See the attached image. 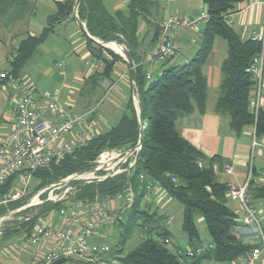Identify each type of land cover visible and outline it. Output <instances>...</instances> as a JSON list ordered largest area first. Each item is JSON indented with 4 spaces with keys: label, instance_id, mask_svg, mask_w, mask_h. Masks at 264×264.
Segmentation results:
<instances>
[{
    "label": "trees",
    "instance_id": "trees-1",
    "mask_svg": "<svg viewBox=\"0 0 264 264\" xmlns=\"http://www.w3.org/2000/svg\"><path fill=\"white\" fill-rule=\"evenodd\" d=\"M203 1L207 6L209 20L191 58L180 64L168 66H164L167 63L163 64L160 70L152 73L150 80H146L134 49L138 44V20L141 18L150 23L149 16L151 9L156 7L155 3L151 0H129L124 9L111 14L105 8L104 0L79 1L76 10L78 18L85 23L91 36L101 41H111L112 43H108L109 47L122 48L120 45L123 44L129 49L135 64L144 130L136 162L128 174L121 172L101 181L87 183L79 187L73 199L79 201L96 195L106 199L122 192L128 185L138 192V186L141 185L139 174L144 175L145 181L155 179L169 197L175 198L183 205L181 226L189 246L193 249L202 244L194 222V214L198 212L202 215L210 236L208 244L211 247L195 258L208 257L216 261H233L247 254L253 245L245 244L237 238L235 234L237 214L226 204L228 185L215 178L227 160L218 155L206 157L200 149L181 136L175 128V121L178 117L190 113L194 107L201 113L205 111L207 82L202 66L214 38L220 36L227 43V51L220 64L221 80L215 112L228 117L229 128L235 135H239L245 126H252L253 137L255 139L263 137L264 109H259L255 114L249 107L252 78L248 66L252 56L261 51L264 72V38L262 41L242 38L224 19V15L242 0ZM12 2L0 0V15L8 11ZM74 3L75 0L58 2L57 11L47 17L46 25L39 34H28L16 44L17 54L9 61L13 74L19 75V69L34 48L45 40L57 22L73 12ZM88 39L89 44L96 43ZM114 41L119 45L113 43ZM95 45L96 47L91 50L92 54L102 61L103 73L108 74L113 63L120 57L98 43ZM103 50L109 58L103 55ZM138 136L137 111L132 98L128 97L124 111L116 123L107 130L98 132L86 145L76 149L58 163L37 169L33 172V178L40 179L42 183L57 182L70 173L91 168L93 160L106 149L118 148L127 143L130 146L135 145ZM15 176L16 174L11 175L0 185V196L14 186ZM171 177H175L176 180L172 181ZM251 194L252 201L264 200V187H256ZM142 195L143 193L139 191L126 222L118 224L120 230L116 243L112 246L111 257L116 259L118 264H187L183 260L185 257H179L164 242L166 237L170 238V230L163 226V216L158 213L156 207L151 211L152 203L146 202L144 203L146 208H141ZM22 204V200L0 204V215ZM54 206L58 208L60 205ZM138 218H141V228L145 236L134 248L124 252V243ZM30 223L29 226L24 225L4 232L0 238L5 239L21 230L29 233L36 224V219Z\"/></svg>",
    "mask_w": 264,
    "mask_h": 264
},
{
    "label": "built area",
    "instance_id": "built-area-1",
    "mask_svg": "<svg viewBox=\"0 0 264 264\" xmlns=\"http://www.w3.org/2000/svg\"><path fill=\"white\" fill-rule=\"evenodd\" d=\"M224 19L229 24L232 23V19L227 14L224 15ZM208 20L207 11H200L190 18L165 14L160 21L154 44L139 64L162 68L163 64L173 58L177 52L175 43L177 34L195 30L199 23H207ZM249 38L262 41L264 27L254 30ZM17 48L15 45L7 56L8 62L16 56ZM93 62L102 65L100 59H93ZM56 66H63V62H57ZM248 71L252 78L249 107L256 114L259 109H264V72L261 51L252 56ZM152 73V71L145 72L146 80L152 78ZM0 80L7 87L17 91L19 95L15 103L5 111L9 129L0 139V185L11 175L16 174L14 186L0 196V204H5L27 197L31 192L30 181L34 171L58 163L76 149L86 145L98 131L90 117L95 107L66 115L59 102L58 94L45 91L38 96L31 83L11 71H1ZM40 100L43 101L42 104H39ZM55 116L60 117V120L56 121ZM255 144L253 137V146ZM139 150L140 146L135 145L106 149L94 160V163L99 164L96 166L98 170L88 173L94 174L93 179L99 181L121 172L128 174L136 162ZM222 170L230 174L233 167L225 163ZM144 178V175L139 174L141 185L138 186V192L128 185L122 192L106 199L96 195L93 198L75 201L73 199L75 191L68 193V189H65L58 196L57 191L64 183H51L32 194L28 200H24L22 205L31 203L32 207L42 203L39 199L42 193H47V199L52 203L64 200L56 210L58 215L56 223L52 221L53 216L48 212V215L46 214L49 217L48 220L43 224L36 223L25 235L22 244L24 248L46 247V250L38 255L32 264H52L61 257L65 258L69 264H77V261L80 264H118L117 260L111 257L112 246L116 243L112 235L115 225L123 223L121 214L130 210L139 191L143 193L144 203L152 201L156 207L163 199L160 196L164 197V194L168 196L157 180L145 181ZM85 180L91 179L87 177ZM171 180L175 181L176 178L171 177ZM258 186L264 187V168L257 169L251 159L248 162L243 183L228 186V197L237 200L241 207V215L236 218L235 234L241 242L253 245L247 254L236 260L235 264H254L256 261L264 264V233L260 224L259 210L251 200V192ZM70 201H74V204L67 205ZM116 203H118L117 207ZM162 216L164 222H170L168 216ZM95 235L102 236L105 240L90 241V238ZM109 237L112 239L109 240ZM164 242L170 243V238L166 237ZM210 247V244H201L194 249L192 247L176 248L175 253L179 257L195 258Z\"/></svg>",
    "mask_w": 264,
    "mask_h": 264
},
{
    "label": "crops",
    "instance_id": "crops-1",
    "mask_svg": "<svg viewBox=\"0 0 264 264\" xmlns=\"http://www.w3.org/2000/svg\"><path fill=\"white\" fill-rule=\"evenodd\" d=\"M60 1L63 0H34L42 23L31 22L25 25L21 31L17 32L20 36L19 41L16 43L19 44L28 34L38 35L46 25L47 17L57 11V3ZM128 1L104 0V6L112 14L116 10L124 9ZM151 1L155 3L156 7L151 9V15L149 16L150 23H147L141 18L138 20V44L136 49H134V53L139 57V63L154 44L158 32L157 27H159L160 21L165 14L190 18L200 11H207V6L203 0ZM75 15H77V12H74L73 9V12L69 16L64 17L54 25L53 30L45 38V40L53 43L51 44L53 51H55L53 53L57 57H60V59H51L48 64H45L49 59L43 61L40 58V56H43L48 51L47 47L43 45L44 40L34 48L33 52L19 69V72L24 67L23 72L29 76L25 78L35 87L38 96L42 95L45 91L58 94L59 102L63 106L66 115L83 112L95 107L90 117L95 123L97 131L103 132L108 128L105 129V123L103 124L99 116L103 114L108 119L117 118V121L124 111L125 102L128 97L132 98L137 111L136 93L131 79V70L121 53L106 47L117 54L120 59L113 63L108 74H104L103 63L99 65L93 62V59L97 58L93 56L91 50L96 47V43L89 44V39L75 22ZM227 15L232 19V28L242 38H249L254 30L264 27V0H242L236 3ZM80 21L85 27V23L82 20ZM205 26L206 23H199L195 30L177 34L175 41L177 52L167 62V66L180 64V62L184 63L191 58L187 56L189 54L188 50L191 51L192 46L195 45V52L200 43L201 33ZM217 38L222 37L216 36L214 38L211 50L202 66L203 74L207 82L205 111L201 113L194 107L190 113L178 117L175 121V128L181 136L200 149L206 157L209 158L218 155L226 159L227 163L233 167V171L229 175H232L234 179L229 178L224 183H227L228 186H237L242 184L245 179L250 159L257 169L264 168V136L259 139V149L253 152V147L251 149L250 144L253 136V127L245 126L239 135H235L229 128L228 117L215 112V102L219 94L221 80L220 64L225 58L227 51L226 41L225 45L224 43H218L221 48L216 49ZM99 41L103 42L101 40ZM3 43L5 42L0 38V64L5 51ZM99 45L104 47L101 44ZM121 46L129 51L125 45L121 44ZM178 46L184 49L183 54H178ZM102 53L105 57L109 58L105 50ZM36 54H38L37 57ZM63 57L65 58L63 66L57 67L56 63L59 60L61 61ZM141 67L143 73L146 71H152L153 73L158 71V68L148 64H141ZM31 75L38 78L41 75L40 84H42V81H45L47 84L50 81L52 88L46 89L43 88L44 86L38 88L32 81ZM3 85L5 84L0 80V139L9 129V125L5 119V111L15 103L19 96L17 91L7 90ZM210 91L214 95V100L211 99L209 102ZM42 102L40 100L39 104H42ZM55 120L59 121L60 117L55 116ZM219 173L222 174L225 172L221 169L216 174ZM162 196L160 197L164 198ZM149 202L153 204L152 201ZM73 204L74 202L72 201L69 205ZM115 206L117 207L118 203ZM43 218L45 219L42 224L49 217L44 215L39 219ZM52 221L56 223L58 221V215L55 214ZM113 232V235H116L115 227ZM117 232H119V229H117ZM27 233L25 230H21L5 239L0 238V264H32L35 258L46 250L45 246L24 248L22 244ZM171 235L170 232L171 250L173 249L175 251L176 248L181 247L174 244ZM104 240L105 238L102 236L96 235L90 238L92 242ZM183 260L187 264H235L236 262V260L216 261L208 257L195 258L189 261L184 258ZM77 264H80V262L77 261ZM254 264L263 263L256 261Z\"/></svg>",
    "mask_w": 264,
    "mask_h": 264
},
{
    "label": "rangeland",
    "instance_id": "rangeland-1",
    "mask_svg": "<svg viewBox=\"0 0 264 264\" xmlns=\"http://www.w3.org/2000/svg\"><path fill=\"white\" fill-rule=\"evenodd\" d=\"M9 1H13V2L9 6L8 11L5 12L4 14L0 15V38H1V40H3V42H5V43H3L4 49H5L4 55L2 57L3 60L0 64V70H2V71H10L11 70L10 64L7 62L6 57L9 56V54L12 52L14 46L17 44L16 42L19 41L20 35L17 32L21 31L25 25H27L31 22L32 23L33 22L42 23V21L40 19V14L37 12V6H35V4H34L35 3L34 0H9ZM103 42H105L107 45H108V43H112L111 41L110 42L109 41H103ZM218 43H224V45L226 44L224 39L217 38V42H216V46H215L217 50L221 48ZM51 44H53V43L49 40H45L43 42V45L47 47L48 51H46V53L43 54V56H40V58H42L43 61L49 59L45 64H48V62L51 59L52 60L60 59V57H57L53 53L55 51H53V47ZM192 47L193 48L191 49V51L188 50L189 54L187 56L191 57L192 53L194 52L195 45H193ZM178 50H179L178 51L179 55H180V53L181 54L184 53V49H182L179 46H178ZM37 55L38 54H36V57H37ZM61 61L65 62V58L63 57V59H61ZM58 62H60V60ZM164 66H167V65H164ZM160 68L161 67H159L157 70H159ZM23 69H24V67L21 69V71L18 74L20 76H22L24 79H26L25 77L28 75L25 74V72H23ZM30 77L32 78V81L35 83V85L38 88H42L43 86H44L43 88H46V89L52 88L50 81L48 82V84L45 83V81H42V84H40V78H42L41 75H40V78L33 77L32 75ZM26 80H28V79H26ZM3 86L6 87L7 90L9 89L10 91H12V89L7 87L6 85H3ZM211 99L214 100V95L210 91L209 102L211 101ZM100 114H102V113H100ZM99 117L103 121V124L105 123V125H104L105 129L109 128L113 124V122H115L117 119V118L116 119L115 118L108 119L103 114L100 115ZM259 139L260 138H257V139L254 138V140L256 141V144L253 146V136L251 138L250 144H251V149L253 146V152L254 151L256 152L260 147L259 146L260 145ZM118 148H120V147H118ZM121 150H123V149H121ZM94 160L92 162L91 168L83 169L80 171L70 173L66 177H70V176H74V175H82V174L88 173L92 168L99 165L98 163H94ZM219 171H221V169ZM215 178L220 182H226L229 178L232 180L234 179L232 175H229L226 173L216 174ZM97 181H99V180L91 179V180H84V181H82V180L69 181L68 183H64L62 185V187H60L58 189V191H57L58 196L65 189H68V193L71 191H75V193H76L79 190V187H81L87 183L97 182ZM49 183H42V181L40 179L32 178L30 181L31 192L27 195V197L21 199L22 203H24V200H28L32 194L37 192L42 187L48 185ZM39 199L42 201V203L35 205L33 208L24 210V211H22V213H19V214L15 213V214H12L9 216H5L4 218L0 219V237L4 235V232H10V231L14 230L15 228L21 227V226L23 227L24 225L25 226L31 225V223L29 224V222H31V221L33 222V220H35V219H36V223L38 222L39 224H42V222L44 221L45 218H43V219H39V218L46 215L48 212L53 217L55 214L57 215V211H56L57 208L54 206V204L61 205V204H63V201H64V200L60 201V202L57 201L56 203H52L49 199H47V193L40 194ZM144 200L145 199H142L141 208H146V205L144 204ZM252 202H253L254 206L256 207V209L259 210L260 224H261V228H262L263 233H264V210H263L264 200H256V201H252ZM70 203H72V201L67 202V205H69ZM226 204L229 208H231L237 214V217L241 215V207H240L237 200L231 199L230 197H227ZM153 209H155L154 204L151 205V211ZM156 209L161 216L162 215H164L166 217L168 216L170 222L166 223V222H164V218H162V221H163L162 224L168 230H170V232L172 234L171 237H172L174 244L179 245L181 248L190 247L189 244L187 243L186 234L182 230V226H181L182 216H183V205L179 201H177L175 198L166 196V194H164V198L161 200L160 203L157 204ZM9 210H7V211H9ZM128 214H129L128 210L124 211L121 214L123 222H126V220L128 218ZM2 215H0V216H2ZM194 222H195L197 230L199 231L202 244L207 245L210 242V236L206 230V227L204 224V219L200 213L196 212L194 214ZM141 224H142L141 218H138L136 220V223L134 224L131 232L129 233V236L127 237V239L124 243V252H127V251L131 250L132 248H134L139 243L141 238L143 236H145V233H144L143 229L141 228ZM117 229L120 230V227L118 225H115V233L116 234L118 233ZM112 237H114V239H116L117 235H113ZM112 237H109V240H111ZM167 246L171 249L170 243H168ZM185 259L187 261H189V260H192L193 258L185 256ZM61 264H69V263L65 261L64 263H61Z\"/></svg>",
    "mask_w": 264,
    "mask_h": 264
},
{
    "label": "water",
    "instance_id": "water-1",
    "mask_svg": "<svg viewBox=\"0 0 264 264\" xmlns=\"http://www.w3.org/2000/svg\"><path fill=\"white\" fill-rule=\"evenodd\" d=\"M79 1L80 0H75L74 6H73L74 11L77 10V6H78ZM75 22L88 38L95 41L96 43L103 45L104 47L111 48L105 42H100L99 39L91 36L87 32L83 23L80 21V19L78 18L77 15H75ZM117 45H119V44H117ZM121 47H122L121 54L123 55V57L127 61L128 65L130 67V70H131V79H132L133 86H134L135 93H136L139 136H138V139L135 143V146H140L142 139H143L144 123H143L142 114H141V103H140V98H139V86H138V81H137V76H136V71H135V64H134V61H133L129 51L125 47H123V46H121ZM125 146H129V144L127 143V144H125ZM99 169H101V168H99ZM97 170H98V168L96 167V168L91 169L90 172H95ZM85 179H87V177L85 175H74V176L62 178V179L58 180L57 182H54L53 184H63V183H67V182L72 181V180H85ZM32 206L33 205L31 203H29L27 205H20L19 207L15 208L14 210L8 211L5 214H3L2 216H0V219L4 218L5 216H9V215L15 214L19 211L25 210L27 208H31ZM64 262H65V258L61 257V258L55 260L52 264H61Z\"/></svg>",
    "mask_w": 264,
    "mask_h": 264
},
{
    "label": "bare ground",
    "instance_id": "bare-ground-1",
    "mask_svg": "<svg viewBox=\"0 0 264 264\" xmlns=\"http://www.w3.org/2000/svg\"><path fill=\"white\" fill-rule=\"evenodd\" d=\"M113 50H115V51H117V52H120L121 53V49L122 48H118V47H111ZM87 177H89V179H93L95 176H94V174L93 175H91L90 173H86L85 174Z\"/></svg>",
    "mask_w": 264,
    "mask_h": 264
}]
</instances>
